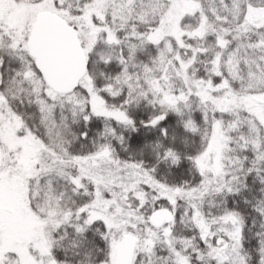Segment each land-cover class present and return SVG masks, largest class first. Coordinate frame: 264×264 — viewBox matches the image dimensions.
Instances as JSON below:
<instances>
[{"label": "snow or ice", "instance_id": "1", "mask_svg": "<svg viewBox=\"0 0 264 264\" xmlns=\"http://www.w3.org/2000/svg\"><path fill=\"white\" fill-rule=\"evenodd\" d=\"M0 264H264V0H0Z\"/></svg>", "mask_w": 264, "mask_h": 264}]
</instances>
